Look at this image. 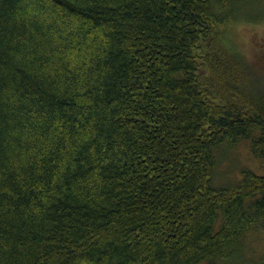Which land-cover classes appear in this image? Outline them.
I'll use <instances>...</instances> for the list:
<instances>
[{
  "label": "trees",
  "instance_id": "16d2710c",
  "mask_svg": "<svg viewBox=\"0 0 264 264\" xmlns=\"http://www.w3.org/2000/svg\"><path fill=\"white\" fill-rule=\"evenodd\" d=\"M260 1L0 0V264H264Z\"/></svg>",
  "mask_w": 264,
  "mask_h": 264
},
{
  "label": "rangeland",
  "instance_id": "374dc122",
  "mask_svg": "<svg viewBox=\"0 0 264 264\" xmlns=\"http://www.w3.org/2000/svg\"><path fill=\"white\" fill-rule=\"evenodd\" d=\"M261 2L264 6V1ZM234 30L235 44L264 75V16L258 22L239 21ZM223 153L214 174V184L217 186L233 181L245 167L262 172V162L253 156L245 139L231 144L230 150Z\"/></svg>",
  "mask_w": 264,
  "mask_h": 264
}]
</instances>
